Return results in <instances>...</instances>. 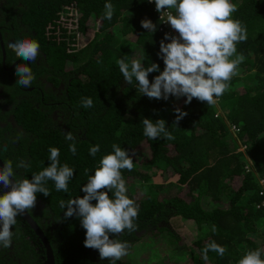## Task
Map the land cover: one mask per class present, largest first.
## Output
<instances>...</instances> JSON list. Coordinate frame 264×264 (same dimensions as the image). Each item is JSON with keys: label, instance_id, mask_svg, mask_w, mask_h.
Wrapping results in <instances>:
<instances>
[{"label": "trees", "instance_id": "obj_1", "mask_svg": "<svg viewBox=\"0 0 264 264\" xmlns=\"http://www.w3.org/2000/svg\"><path fill=\"white\" fill-rule=\"evenodd\" d=\"M230 2L237 6L231 18L247 30L246 41L236 45L244 60L223 95L207 105L196 98L185 104L183 96L150 99L140 93L135 78L129 84L122 76L121 58L129 65L138 60L145 68L158 64L159 70L148 75L150 83L165 68L158 55L164 33L147 0H0V120H5L0 124V159L13 162L18 178L31 180L49 165V148L55 147L60 165L74 169L67 193L48 180L50 194L37 193L35 207L27 211L40 226H48L50 216L60 219L56 236L49 238L53 264H109L98 250L84 246L80 219L65 218L66 208L59 202L85 195L83 185L113 144L129 154L141 140L146 157L138 163L129 154L133 169L121 170L126 195L138 205L136 230L110 233V239L127 241V253L135 254L132 247L144 236L170 235L169 222L178 216L192 220L196 231L190 239L193 264H238L248 251L261 249L254 237L264 240V0ZM105 3L114 6L110 20L104 18ZM144 19L157 26L155 32L141 26ZM23 38L39 43L35 62L18 58L7 47ZM23 63L35 75L29 89L16 83V66ZM239 73L249 80L254 75L255 82L247 87ZM87 97L93 100L91 108L81 104ZM177 107L187 113L178 125ZM9 112L14 123L5 119ZM144 118L164 119L174 139L144 136ZM68 132L76 137L75 154L69 150L72 141L65 139ZM97 144L100 150L90 155L89 148ZM21 161L28 167L16 168ZM167 184L177 188L173 194L164 191ZM16 221L11 246H0V264H42L44 256L36 259L27 237L32 227L22 215ZM212 241L227 251L223 257L209 251L205 261L203 249ZM116 264L131 262L121 258Z\"/></svg>", "mask_w": 264, "mask_h": 264}, {"label": "clouds", "instance_id": "obj_2", "mask_svg": "<svg viewBox=\"0 0 264 264\" xmlns=\"http://www.w3.org/2000/svg\"><path fill=\"white\" fill-rule=\"evenodd\" d=\"M148 3L156 11L160 19L159 29L164 33L158 55L163 59L165 68L150 83L148 75L159 70L158 64L151 63L145 68L138 60H133L129 65L121 58L117 60V64L125 81L131 84L135 78L140 93L150 99L167 100L171 95L177 99L186 97L185 104L191 103L193 98L206 102L207 105L214 104V97L223 95L228 87L226 82L236 74L237 66L244 60L242 54H236V45L246 41L247 30L238 19L231 18L237 6L230 0H149ZM104 8V18L110 20L114 6L105 3ZM164 10L168 11L167 19L161 14ZM141 26L151 33L157 27L150 19L142 20ZM165 40L168 42L165 43ZM7 47L18 58L30 63L35 62L39 56L40 45L35 40L18 39L10 42ZM234 55V59H229ZM28 65L18 64L15 69L18 77L16 83L22 87H29L35 79ZM81 104L84 108H91L93 100L90 97L83 98ZM175 112L177 115L174 123L178 125L187 113L179 107ZM142 123L143 134L149 139H174L165 126L164 119L153 122L144 118ZM65 139L72 141L69 150L75 154L76 137L68 132ZM112 149L111 153L101 158L94 174L88 176L87 183L82 188L85 195L67 201L61 200L59 205L62 209L66 208L65 218L75 215L80 219L81 226L85 229L84 246L98 250L101 260L108 259L109 264H116L127 255L128 242L110 239L109 234L120 236L125 230L135 231L133 221L138 216V205L126 195V184L121 173L122 169H133V159L117 144H113ZM99 150L98 144L91 146L89 154L95 156ZM49 153V165L39 173H34L31 180L18 178L11 160L4 161L0 168V183L4 188L11 189L0 195V246H11L16 217L35 207L36 194H50L45 186L48 180L54 182L57 191L68 192V182L74 175V169L67 164L60 165L58 148L50 147ZM21 167L26 168L28 165L21 161L16 168ZM85 174H88L87 169ZM109 192L112 193L111 198ZM93 200L96 201L95 204L91 203ZM215 231L213 227V232ZM209 251L223 257L227 249L212 241L203 249V260L207 261ZM261 254V249L250 250L238 264H264Z\"/></svg>", "mask_w": 264, "mask_h": 264}, {"label": "rangeland", "instance_id": "obj_3", "mask_svg": "<svg viewBox=\"0 0 264 264\" xmlns=\"http://www.w3.org/2000/svg\"><path fill=\"white\" fill-rule=\"evenodd\" d=\"M174 33L178 36V33L173 30ZM128 46H133V42L127 43ZM229 59H232L230 57ZM243 81L242 84L250 87L249 83L252 80V83L255 82V76L253 75L252 79H248L245 73H239L237 75ZM148 151L147 146L143 140H141L134 148L131 149L129 154L133 157L135 161L139 163L141 159L146 157ZM262 181V179H260ZM166 181H164L165 183ZM167 183V182H166ZM176 187L169 186L168 184L164 187V191L173 194L176 190ZM208 198V197H207ZM205 205L207 201L204 199ZM222 205L227 204L222 202ZM56 224L60 222V219L56 218ZM172 227V232L170 235L162 236V234H157L158 236L154 237L152 235L148 236V239L144 236L143 239L138 240L132 249L136 252L135 254H128L122 258L131 262V264H193L191 259V237L195 235L196 231L193 226L192 220H187L175 216L169 222ZM169 241V244L166 242ZM256 246L260 245L261 249H264V240L262 241L260 237H254Z\"/></svg>", "mask_w": 264, "mask_h": 264}, {"label": "flooded vegetation", "instance_id": "obj_4", "mask_svg": "<svg viewBox=\"0 0 264 264\" xmlns=\"http://www.w3.org/2000/svg\"><path fill=\"white\" fill-rule=\"evenodd\" d=\"M40 76L42 77V75H37V77H40ZM20 88H23V87H20ZM29 88L30 87H27V89H29ZM0 89H3V87L1 86ZM22 96H24V95H22ZM2 108H3V105H2ZM5 108H8V105L5 106ZM13 118L14 117L12 115V112H9L5 119L6 120H9L12 123H14ZM0 124L1 125H4L5 124V120H0ZM39 207L40 206H38V205L36 206V208H39ZM33 212H34V210H33ZM31 217L33 218L32 215H31ZM49 218L51 219V221H50V224L48 226L46 224L45 225L41 224V226H40V224L38 222H36L35 219L33 218L34 221L36 222V225L38 226V229L40 230L43 238L36 232V230L31 225L30 226L32 227V236H27V237L30 238L29 241L33 244L34 249L37 250V254L38 255H37V258L36 259L41 258V257L44 256L43 257V260H42V264H47V261H46L47 260V257H46V247L44 245V240H46V242L48 243V245L50 246V248H52V243L49 241V238L53 239L50 236H53V237L56 236V232H55L54 228L57 227V225L59 224V223L56 224L55 219H53L51 216ZM39 221L42 222V218H40ZM51 241H53V240H51Z\"/></svg>", "mask_w": 264, "mask_h": 264}, {"label": "water", "instance_id": "obj_5", "mask_svg": "<svg viewBox=\"0 0 264 264\" xmlns=\"http://www.w3.org/2000/svg\"><path fill=\"white\" fill-rule=\"evenodd\" d=\"M0 165L2 167L4 165L1 159H0ZM0 189H1V191L3 193L6 192V191H10V187L9 188H4L2 183H0ZM22 217H24L30 223V225L36 230V232L43 238L40 230L38 229V226L31 219V217L27 214V212L25 214H23ZM44 245L46 247V257H47L46 261H47V264H53L52 253H51L50 247H49L48 243L46 242V240H44Z\"/></svg>", "mask_w": 264, "mask_h": 264}, {"label": "built area", "instance_id": "obj_6", "mask_svg": "<svg viewBox=\"0 0 264 264\" xmlns=\"http://www.w3.org/2000/svg\"><path fill=\"white\" fill-rule=\"evenodd\" d=\"M147 1L149 2V0H147ZM151 1H152V0H151ZM167 12H168L167 10H166V11L164 10V12L161 13L162 16H163L165 19H167Z\"/></svg>", "mask_w": 264, "mask_h": 264}]
</instances>
